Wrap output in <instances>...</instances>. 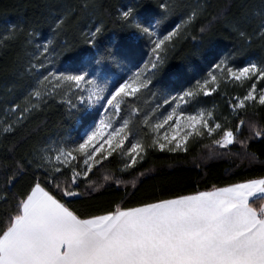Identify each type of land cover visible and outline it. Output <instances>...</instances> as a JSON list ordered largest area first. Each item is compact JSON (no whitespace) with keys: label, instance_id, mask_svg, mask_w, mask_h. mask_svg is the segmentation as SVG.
Segmentation results:
<instances>
[{"label":"trees","instance_id":"obj_1","mask_svg":"<svg viewBox=\"0 0 264 264\" xmlns=\"http://www.w3.org/2000/svg\"><path fill=\"white\" fill-rule=\"evenodd\" d=\"M123 10L131 11L127 20L122 17ZM262 19L264 0H0V121L6 128L13 124L10 132L0 125V226L14 212L33 176L44 181L53 194V184L67 186L72 177L68 171L52 174L37 167L42 164L39 150L45 141L72 124L63 103L55 98L40 101L19 123L5 112L6 107L19 104L22 108L30 100L26 98L36 82L28 67L37 56V43L47 44L58 68L80 74L79 65L95 51L109 69L112 59L135 69L144 63L148 57L145 39L131 37V20L155 25L163 36L175 32L177 35L166 41L162 62L157 61L150 74L149 94L188 87L205 66L221 58L236 66L250 58L264 60V38L258 31ZM58 20L64 21L59 28ZM90 33L94 34L91 44ZM132 106L141 110L136 101ZM140 113L133 128L141 133ZM253 125L264 127V106L258 103L226 122L224 131L240 129L237 142L228 148L217 146L214 140H200L191 141L181 153L146 149L144 158L125 171L115 157L108 158L87 180L78 182L77 190L87 195L71 207L103 214L117 206L136 207L264 179V141L249 138ZM13 173L17 175L10 182Z\"/></svg>","mask_w":264,"mask_h":264},{"label":"snow or ice","instance_id":"obj_2","mask_svg":"<svg viewBox=\"0 0 264 264\" xmlns=\"http://www.w3.org/2000/svg\"><path fill=\"white\" fill-rule=\"evenodd\" d=\"M123 15L127 20L131 13L126 11ZM63 23V20H58L57 28ZM130 23L150 37L156 36L155 32L149 33L148 28H141L135 20ZM261 26L260 37L264 38V19L261 20ZM176 35L175 32H169L163 39L157 37L151 41L157 61L162 62L161 53L165 51L166 41ZM240 36L246 38L244 32H240ZM44 51L48 52V49L45 47ZM45 66L43 61L30 62L28 71L36 74ZM151 67L156 69L157 63L152 62ZM215 67L221 75L232 80L252 81L247 94L243 98L237 97L235 108L244 109L246 102H258L264 106V87L257 88V83L264 81V60L239 68L229 67L221 60ZM209 76L212 83L217 81L216 75L209 73ZM50 77L55 80L57 88L61 81L74 82L79 90L76 95L82 102L103 106L106 101L113 116L119 115L124 103L119 97H134L141 89H147L150 83L149 79H141V73H136L111 92L109 98L105 95L106 90L99 88L94 80L86 81L88 94L85 96V84L81 83L85 81L84 75L57 76L55 72L48 71L40 84L50 82ZM212 91L215 89L205 90L204 94L211 95ZM43 94V90H36L26 99L34 96L39 101ZM192 95V92L184 93V96ZM184 96L172 99L183 100ZM164 103L168 104L169 100L165 99ZM27 111V108L17 104L13 110L15 123L25 119ZM174 116L175 125H169L171 134L165 131L161 137L159 130L168 125ZM183 121L187 123L182 126ZM144 122L147 124L148 120ZM244 123L240 120V125ZM198 126L207 129L208 135L221 128L219 123L210 127L203 113L185 117L182 114L177 116L174 111L152 127L157 138L150 147L158 146L161 151L186 150L183 146L193 132L203 134ZM12 128L13 124H9L4 131L10 132ZM185 128L190 130L185 131ZM239 130L237 127L235 131H224L214 143L221 148H228L237 142L236 132ZM130 135L127 119L121 126L114 127L112 121L101 118L78 147L69 151L61 150L55 157L60 164L76 160L73 152L85 157L83 163L87 167L82 172L74 170L67 186L59 182L53 184L52 187L56 189V194H53L44 181L33 176L32 183L17 201L14 212L0 226V264H264V179L247 180L191 195H176L136 207L117 206L115 210L103 214L85 213L72 208L71 204L75 200L87 195L77 190L78 179L83 176L87 180L101 159H107L117 149L124 148ZM249 138L264 141V127L253 125ZM173 142L174 147H169ZM144 151L145 146L140 142L131 143L127 149L130 164L126 167L136 165L137 157ZM97 156H101V159H97ZM55 171L60 172V168L56 167ZM16 175L12 174L10 182Z\"/></svg>","mask_w":264,"mask_h":264},{"label":"rangeland","instance_id":"obj_3","mask_svg":"<svg viewBox=\"0 0 264 264\" xmlns=\"http://www.w3.org/2000/svg\"><path fill=\"white\" fill-rule=\"evenodd\" d=\"M124 12H126V10L122 11V17H124ZM127 12L131 13V11ZM136 23L140 24L139 22ZM140 26L141 28H148L149 33L155 32L156 36L150 37L149 34L143 33L140 29L134 26L130 28V35L132 38L144 37V42L146 43L148 50L147 59L140 67H137L136 69L131 68L129 65L124 64L118 59L110 60L109 63H111L112 66L111 69H109L105 67V64L103 62L104 59L102 58V56H100V54L95 51L92 55H88L83 60L82 65H79L78 69L80 70V74H74L67 72L66 70H61L56 66L53 55H50L49 53L47 44L43 42H39L36 44V47L38 49V52L36 53L37 56H35V58L31 62L36 63L37 61H43L46 66L45 68L40 69L38 73L34 74L36 85L34 89L31 90V92H34L36 90H43L44 94L41 100L37 101V99L32 96L30 100L23 105L22 108L28 109L25 115H27L30 110L37 108L32 107L33 104H37L43 100L51 101L55 98V100L57 99L58 103H63V105L66 106V115L69 118V121L71 120L72 122L67 130H65L64 132H59L55 134L54 137L45 141L44 145L39 150V159L44 165V167L41 168L47 170L52 174H58L63 171H68L71 175H73L74 170L76 172H82L83 169L87 167L83 163L85 159L84 155L73 152V155H75L77 159L74 161H70L68 164H60L56 161L55 157L60 154L61 150L69 151L78 147V144L83 142L87 134H89L94 129L101 118H104L106 121H112L114 127L121 126L125 119L129 121L131 135L129 136L128 141H126L124 148L117 149L111 156L107 157V159L115 157L119 161L118 163L120 164L121 170L125 171L135 166L134 165L131 167H126V165L130 164V156L127 154V149L131 146V143L140 142L145 146V151L141 153V156L137 157V163H139L142 158H144L146 149H153L158 151L159 153L166 152L169 154L181 153L185 151L180 150L173 152L168 151L167 149L161 151L158 146L150 147L153 141L157 138L156 133L152 131V127H154L156 123L161 122L166 116L172 114L174 111L177 116L182 114L185 117L190 115L198 116L203 113V116L208 120L210 127H214L217 123L221 125V128L216 129L211 135H208L207 129L199 128L198 126L199 131L203 134L197 135L195 132H193V134L188 138L187 142L183 146L184 148H186L191 141H215L217 139H220L223 135L226 122L230 118L238 115V113L248 109L249 105L255 104L253 102H246V106L244 109L234 107V105L238 103L237 97L243 98V96L247 94L249 85L252 81L238 82L226 76H223L220 74L219 70L216 69V63L209 67L205 66L204 72L199 75V77L188 87H183L182 89L172 91L152 90L149 94H147V91L149 90V88H147L141 89V91L134 97H119L118 99H122L124 103H122L121 105V112L118 116H113L111 108L106 105V101L103 102V106H101L100 104L82 102L76 95L79 90L74 86V82L61 81L60 87L57 88L55 87V80L50 77V82L45 81L43 85L40 84V80H42L43 75L47 74L48 71L55 72L57 76L84 75L85 81H82L81 83L85 84V96H87L88 94V85H86V81L94 80L99 88H103L106 90L105 95L110 98L111 92H114L120 84L124 83L129 77L133 76L136 73H141V79L150 80V74L153 71L151 63H157L156 56L152 52V48L154 47V45L151 41L156 39L157 37L163 39L164 36L156 30L155 25H150L149 27L140 24ZM261 30L262 26H260V28L258 29L259 34ZM88 38L90 40L89 44L94 42L93 33H90ZM45 47L48 49V52L44 51ZM221 60H224L229 67L234 68L247 66V64L251 62H258L255 59L250 58L247 59L243 65L236 66L234 63H232V60H226V58H221L217 63H219ZM209 73L217 76V81L215 83L211 82ZM206 81H208L207 84H205ZM70 84L73 86H70ZM261 87H264V81H260L257 83L258 90ZM213 88L215 89V91H212L211 95L204 94L205 90L211 91ZM49 92L51 93V95H48ZM185 92H192L193 95L184 96ZM180 96H184V99H172V97L179 98ZM92 99L95 100V97L93 96ZM165 99L169 100L168 104L164 103ZM133 101H136L140 106L141 113L137 108L132 106ZM105 108H108L107 112L105 111ZM14 109L15 107L11 105L9 107H6L5 112L16 118V116L13 114ZM138 113L142 114L141 133L133 128L136 118L138 117ZM209 114L211 115L209 116ZM145 119L148 120L147 124L144 122ZM0 122V125H3V128L5 129L6 127H4V122H2V120ZM175 123L176 116L173 117L172 121H169L168 125H165L159 130L160 136L162 137L165 131H169V134H171L169 125H175ZM186 123L187 121H183L182 126ZM189 130L190 129L185 128V131ZM181 135H183V132L181 133ZM174 144L175 142H173L172 145H169V147H174ZM97 159H101V156H97ZM104 160L106 159H101V162H103ZM97 165H95V167ZM56 167L60 168V172L55 171ZM82 180H85L83 176L78 179V182Z\"/></svg>","mask_w":264,"mask_h":264}]
</instances>
